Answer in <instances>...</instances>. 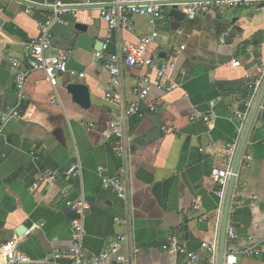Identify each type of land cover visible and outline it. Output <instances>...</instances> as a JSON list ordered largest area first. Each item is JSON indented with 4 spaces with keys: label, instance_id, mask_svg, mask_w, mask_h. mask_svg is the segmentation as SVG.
I'll use <instances>...</instances> for the list:
<instances>
[{
    "label": "crops",
    "instance_id": "0c3cea01",
    "mask_svg": "<svg viewBox=\"0 0 264 264\" xmlns=\"http://www.w3.org/2000/svg\"><path fill=\"white\" fill-rule=\"evenodd\" d=\"M32 1L0 0V111L19 109L17 117L0 118V245L27 253L26 264H70L75 240L67 202L83 195L85 258L121 237L112 253L119 262L180 264L196 253L212 264L229 188L223 195L212 171L227 168L228 145L240 146L264 83V3L262 9L224 8L195 19L176 17L171 8L156 24L135 14L127 27L113 28L98 6H77L64 24L53 26L52 52L69 51L84 70L65 68L56 84L43 71H31L20 96L16 76L28 68V42L51 16ZM79 24L97 49L77 46ZM140 44L147 57L168 64L165 86L155 70L126 62L128 46ZM112 55L119 57L118 74L105 66ZM234 59L241 64L234 66ZM140 76L153 83L146 98L136 93ZM69 83L88 86L89 107L74 101ZM131 103L144 114H126ZM247 111V117L239 115ZM118 125L123 138L114 135ZM77 162L79 175L67 174ZM46 168L54 179L40 180ZM237 172L233 194L240 204L230 208L228 221L237 234L232 241L226 237V246L237 264H264V99ZM105 177H118L125 195L104 188ZM172 237L183 251L164 249Z\"/></svg>",
    "mask_w": 264,
    "mask_h": 264
},
{
    "label": "built area",
    "instance_id": "2783aa9c",
    "mask_svg": "<svg viewBox=\"0 0 264 264\" xmlns=\"http://www.w3.org/2000/svg\"><path fill=\"white\" fill-rule=\"evenodd\" d=\"M35 4L48 9L51 12V16L46 19L42 32L35 38H32L28 42V50L30 52V58L28 60V68L24 72H19L16 76V88L18 95L24 89L28 73L31 71L40 70L43 71L47 79L56 84L58 81V74L66 68L67 62L71 53L63 49L54 48L53 42V26L55 24L65 23V14L76 9L77 6H98L100 8V16L109 25L110 28L116 26L127 27L131 24V16L135 14L146 15L149 22L156 24L165 20L168 11L173 7H181L187 18L195 19L199 14H205L210 11H221L224 8H251L259 7L263 8L264 0H84L80 3H68L63 0H35L32 1ZM226 38V32L222 33L221 41L224 42ZM178 53V51L176 52ZM98 56L101 53L98 52ZM126 62L130 65L142 64L149 69L155 70L157 73V83L159 85H166L168 64L158 62L153 57L146 56L145 44L129 45L127 49ZM119 57L117 55L110 56V59L106 61L105 66L113 73H119V66L117 62ZM234 66L241 64L239 59L232 61ZM152 80L149 76H140L138 78L136 93L139 98H146L152 89ZM253 88L260 89V81H254ZM171 86H167L166 90L170 91ZM111 94H108L110 97ZM52 101H56L55 98ZM150 110L155 111V105L150 106ZM138 114L142 116L143 110L138 103H131L126 110V114ZM19 115V109L14 108L10 111H0V118L5 121L10 118L17 117ZM242 117H247L249 112L239 113ZM195 118V117H193ZM205 120L209 117L205 116ZM114 135L119 138L124 137V131L121 125H118L114 130ZM239 142H234L228 145L227 149V168L214 169L212 171L213 179L221 185V193L225 195L230 179L235 176L237 178L238 172H234V163L238 150ZM80 163H73L65 172L73 176H77L80 173ZM55 178L54 171L51 168H46L41 173L40 180H51ZM38 183H35V186ZM103 186L107 189H113L119 196H124L126 189L122 181L118 177H105L103 179ZM72 216V228L74 233L75 246L70 252V264H126L116 261L112 258L113 249L121 245V237L112 241L110 247L103 249L102 251L92 255L90 258H85L82 255V239L84 236V217L87 212L88 204L83 195L67 202ZM240 204L238 198L233 194L230 208H236ZM236 229L234 227L227 228L228 241H232L236 237ZM208 250L215 252L216 248L212 245L204 244ZM164 249L170 251H183L176 237H172L168 242L164 243ZM258 253V251H255ZM248 253H253L252 250H248ZM214 254V253H213ZM0 259L3 261L0 264H26L30 261V257L25 252H17L12 250L10 243L0 245ZM217 255L211 258L212 264H217ZM238 256L235 251L226 246L224 262L223 264H237ZM180 264H205L199 258L196 253H190L189 259L185 263Z\"/></svg>",
    "mask_w": 264,
    "mask_h": 264
},
{
    "label": "water",
    "instance_id": "95a60500",
    "mask_svg": "<svg viewBox=\"0 0 264 264\" xmlns=\"http://www.w3.org/2000/svg\"><path fill=\"white\" fill-rule=\"evenodd\" d=\"M170 13L176 17H179L182 15L183 17L185 16V13L178 9V7H173L170 10ZM78 29L82 32V34L79 35L78 40H77V46L87 50V51H92V49L96 48V43L94 42V39L92 36L89 35L87 32V26L79 24ZM104 44V43H101ZM84 65L79 63L74 56H70L66 65V69H72V70H77V71H83L84 70ZM69 92L73 95L74 101L82 105L83 107L87 108L91 104V99H90V91L89 88L86 84L84 83H69L67 86ZM264 99V83L261 88V91L254 103V106L251 110L247 126L243 135V138L241 140L238 153L236 156L235 160V165H234V172H237L238 168L240 167L241 159L248 141V137L250 134V130L252 128L254 119L258 113V110L263 102ZM236 177L233 176L230 180L229 183V188L226 196V202H225V207H224V213H223V218H222V225H221V236H220V243H219V249H218V264H223L224 262V256H225V250H226V231H227V226H228V221H229V214H230V203L232 199V194L234 190V185H235Z\"/></svg>",
    "mask_w": 264,
    "mask_h": 264
}]
</instances>
